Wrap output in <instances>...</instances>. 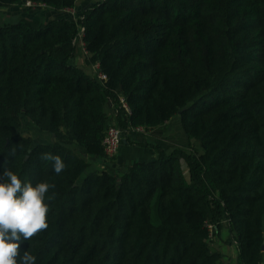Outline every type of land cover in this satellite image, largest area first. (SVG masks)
Masks as SVG:
<instances>
[{
  "label": "trees",
  "instance_id": "obj_1",
  "mask_svg": "<svg viewBox=\"0 0 264 264\" xmlns=\"http://www.w3.org/2000/svg\"><path fill=\"white\" fill-rule=\"evenodd\" d=\"M79 35L104 82L73 63ZM110 111L123 131L177 117L201 153L154 146V160L121 174L95 170L87 158L105 159ZM21 116L52 141L19 134ZM45 152L64 160L59 175ZM5 167L56 185L47 230L21 242L36 264H218L210 216L225 222L236 264H262L264 0H102L74 20L0 23V177Z\"/></svg>",
  "mask_w": 264,
  "mask_h": 264
},
{
  "label": "clouds",
  "instance_id": "obj_2",
  "mask_svg": "<svg viewBox=\"0 0 264 264\" xmlns=\"http://www.w3.org/2000/svg\"><path fill=\"white\" fill-rule=\"evenodd\" d=\"M7 154L14 158L16 148H11ZM39 159L52 162L57 175L66 168L59 155L45 152ZM55 187L54 183L43 181L35 185L24 182L5 167L0 177V264H36V257L29 250L21 254V242L31 241L47 230L49 204L46 198H51L48 193Z\"/></svg>",
  "mask_w": 264,
  "mask_h": 264
},
{
  "label": "rangeland",
  "instance_id": "obj_3",
  "mask_svg": "<svg viewBox=\"0 0 264 264\" xmlns=\"http://www.w3.org/2000/svg\"><path fill=\"white\" fill-rule=\"evenodd\" d=\"M100 1H102V0H80L76 10H74V11L68 10L66 12H61V11L55 12L51 9H46V8H42V7H30V6L28 7V6H26V4L24 5L23 9L27 11L29 17H31V18L35 17L36 20L41 21V22H47L50 19H61V18L74 20V19L81 17L84 14V12L87 9H89L91 4L98 3ZM10 15H11V17L16 16V14H14L12 12L10 13ZM16 18H17V16L14 17V19H10L9 21H7V23H11V22L15 21ZM4 24H6V23H4L2 21L1 25H4ZM86 60H87V54L84 52L83 45H82V42L80 40V35H79V38L75 42V55H74L73 63H75L77 65V67L81 68L86 73L92 75L93 69L91 68V66L86 65ZM108 115H109L108 126L117 127L121 131H123L119 127L117 120L115 119L116 113H114L113 111H110L108 113ZM18 132H19V134H21L24 137H30L33 140L34 145L42 144L44 142H48L44 139L45 138L44 134L42 132H40L39 130H37L24 116H21V127L19 128ZM124 132L125 131H123V133ZM136 133H139L138 135H140L144 138L145 134L147 132H146V130L143 129L142 132H136ZM125 139L130 145L133 144L131 141H129V139L126 138V135L124 134L123 138H122V142ZM179 139H180V141H179L180 145H178V147H174L172 150H169V151H166V150H164V151L167 154H170L172 151H174L176 149L177 150L181 149V150L185 151L187 154H192V153L199 154V153H201L200 147L195 142H187L184 139L182 134H181V136H179ZM136 141H138V140H136ZM134 145L140 146L141 143L136 142V143H134ZM70 148L74 149L75 153L78 152V150L75 149L73 146H70ZM123 153H124V150H123ZM156 153L158 154V151H156ZM97 160L99 161V159H97ZM98 161L94 162V164L97 166L99 165ZM102 162L108 163L107 164L108 166H103V168H107V169H111V170L113 169V171H115V172L119 171V170H116L115 159H113L112 161H107L106 159H102ZM95 165L93 166V164H92L91 166L93 169L97 170L95 168ZM182 168L184 170L185 175L187 176L186 167H185L184 163L182 164ZM212 219L213 218L210 216L209 220L207 221V226H209L208 229H209L210 235H211L210 241H209L210 249L212 251L213 250L215 251L216 248H218V246L215 245V243L218 242V243H220L221 250H226L228 252H231L232 254H236V256H237V249H236L235 242L230 237H228V228H227L225 222L221 221L217 225H215L213 223ZM216 232L218 233L217 235H215Z\"/></svg>",
  "mask_w": 264,
  "mask_h": 264
},
{
  "label": "crops",
  "instance_id": "obj_4",
  "mask_svg": "<svg viewBox=\"0 0 264 264\" xmlns=\"http://www.w3.org/2000/svg\"><path fill=\"white\" fill-rule=\"evenodd\" d=\"M80 0L77 1L76 7L71 10L74 11L78 7V3ZM22 7L17 6H11L7 8H0V23L3 21L4 23H7L10 19H14V17L17 16L16 20L20 18H26V19H32L36 20L35 17L31 18L28 16V13L26 10ZM44 8V7H42ZM49 9V8H46ZM68 10H64L61 12H66ZM16 14V16L10 15V13ZM60 12V11H58ZM13 21V22H15ZM12 23V22H11ZM179 120L177 117L172 118L171 120L165 122L163 125L154 128V129H144L146 130L145 137L138 135L139 133H136L134 130H127L124 132L126 135V138L129 139L133 144H129L126 139L123 140L121 146L119 147L118 154L115 158L116 162V170H119L117 173H123L124 168L136 161H151L154 160L157 156L156 151L154 150V146H158L163 150L169 151L172 150L174 147H178L179 144V136L181 134L183 135L184 139L188 142L187 137L185 136L183 130L180 128ZM44 134V133H43ZM123 134V135H124ZM45 140L48 142H44L42 144L50 143L52 141V136L48 134H44ZM48 139V140H47ZM138 140V141H136ZM139 142L141 143L140 146H135L134 143ZM172 143V144H171ZM171 144V145H170ZM134 148V149H133ZM124 150V153H123ZM137 150V151H136ZM98 158H87L89 163L93 166L95 165L94 162H97ZM99 165H95V168L97 170L105 169L103 166H108L106 162H102L101 159L98 161ZM101 168V169H100ZM113 170V169H112ZM218 233L216 232L215 235ZM221 234V233H220ZM228 237H230L232 240L231 234L228 232ZM215 245L218 246L216 248V252L220 253L221 258L218 262V264H236L237 256L236 254H232L231 252H228L226 250H221L220 243L216 242ZM214 251V250H213ZM264 264V262H262Z\"/></svg>",
  "mask_w": 264,
  "mask_h": 264
},
{
  "label": "built area",
  "instance_id": "obj_5",
  "mask_svg": "<svg viewBox=\"0 0 264 264\" xmlns=\"http://www.w3.org/2000/svg\"><path fill=\"white\" fill-rule=\"evenodd\" d=\"M26 6L30 7H39L38 5H35L31 2H27ZM93 69V73L95 74V77L101 81L104 82L106 80V77L98 71V66L93 65L91 66ZM119 103L121 107L124 109L126 113L129 112V109L127 108L125 102L123 99L119 100ZM136 132H142L143 128H137L135 129ZM123 131H121L119 128L114 127V126H108L105 134L102 139V147L104 151V157L107 161H112L113 159L116 158L118 154L119 147L122 144V138H123ZM209 226H207L208 228ZM209 230V229H208ZM210 232V231H209ZM211 235H209L210 239Z\"/></svg>",
  "mask_w": 264,
  "mask_h": 264
},
{
  "label": "water",
  "instance_id": "obj_6",
  "mask_svg": "<svg viewBox=\"0 0 264 264\" xmlns=\"http://www.w3.org/2000/svg\"><path fill=\"white\" fill-rule=\"evenodd\" d=\"M262 252H264V245H262V248H261Z\"/></svg>",
  "mask_w": 264,
  "mask_h": 264
}]
</instances>
